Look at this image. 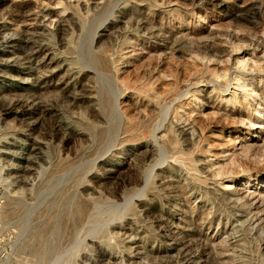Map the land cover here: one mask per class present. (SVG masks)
<instances>
[{"label":"rangeland","instance_id":"1","mask_svg":"<svg viewBox=\"0 0 264 264\" xmlns=\"http://www.w3.org/2000/svg\"><path fill=\"white\" fill-rule=\"evenodd\" d=\"M0 264H264V0H0Z\"/></svg>","mask_w":264,"mask_h":264},{"label":"bare ground","instance_id":"2","mask_svg":"<svg viewBox=\"0 0 264 264\" xmlns=\"http://www.w3.org/2000/svg\"><path fill=\"white\" fill-rule=\"evenodd\" d=\"M15 37H16V36H15ZM15 37L11 36V37H9L8 39H6V44H7V45L12 44V42H14V40H16Z\"/></svg>","mask_w":264,"mask_h":264}]
</instances>
